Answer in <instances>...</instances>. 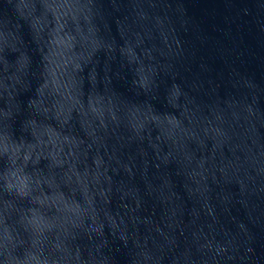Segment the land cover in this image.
<instances>
[{
	"label": "water",
	"instance_id": "1",
	"mask_svg": "<svg viewBox=\"0 0 264 264\" xmlns=\"http://www.w3.org/2000/svg\"><path fill=\"white\" fill-rule=\"evenodd\" d=\"M264 264V0H0V264Z\"/></svg>",
	"mask_w": 264,
	"mask_h": 264
},
{
	"label": "clouds",
	"instance_id": "2",
	"mask_svg": "<svg viewBox=\"0 0 264 264\" xmlns=\"http://www.w3.org/2000/svg\"><path fill=\"white\" fill-rule=\"evenodd\" d=\"M5 252L6 255L3 259L5 260L6 264L9 260H15L19 255H21V253L15 252V250L10 251L7 246L5 247Z\"/></svg>",
	"mask_w": 264,
	"mask_h": 264
}]
</instances>
